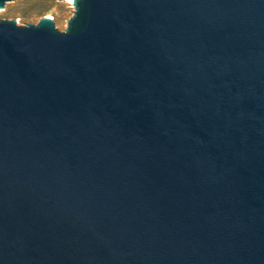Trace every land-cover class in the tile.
<instances>
[{"label": "water", "instance_id": "obj_1", "mask_svg": "<svg viewBox=\"0 0 264 264\" xmlns=\"http://www.w3.org/2000/svg\"><path fill=\"white\" fill-rule=\"evenodd\" d=\"M77 6L0 19V264H264V0Z\"/></svg>", "mask_w": 264, "mask_h": 264}, {"label": "rangeland", "instance_id": "obj_2", "mask_svg": "<svg viewBox=\"0 0 264 264\" xmlns=\"http://www.w3.org/2000/svg\"><path fill=\"white\" fill-rule=\"evenodd\" d=\"M77 1L19 0L18 4H9L7 9L0 8V19L15 20L18 25H36L43 18L50 17L66 32L77 15Z\"/></svg>", "mask_w": 264, "mask_h": 264}, {"label": "bare ground", "instance_id": "obj_3", "mask_svg": "<svg viewBox=\"0 0 264 264\" xmlns=\"http://www.w3.org/2000/svg\"><path fill=\"white\" fill-rule=\"evenodd\" d=\"M46 18H50V17H46Z\"/></svg>", "mask_w": 264, "mask_h": 264}]
</instances>
